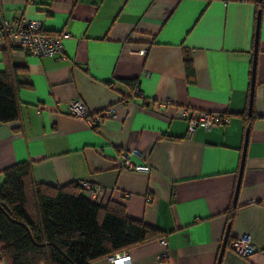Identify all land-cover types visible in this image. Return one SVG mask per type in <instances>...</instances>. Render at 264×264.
Listing matches in <instances>:
<instances>
[{
  "label": "crops",
  "instance_id": "0c3cea01",
  "mask_svg": "<svg viewBox=\"0 0 264 264\" xmlns=\"http://www.w3.org/2000/svg\"><path fill=\"white\" fill-rule=\"evenodd\" d=\"M257 1L0 0V20L38 19L46 31L68 34L63 58L0 44V71L16 67L31 83L17 92L19 117L0 124V172L27 162L35 184L75 182L88 200L121 203L128 217L163 233L121 252L130 260L119 264H216L231 203V241L255 249L243 258L224 248L220 264H264V0L258 17ZM122 80H135L138 94ZM76 100L91 112L113 107L117 117L91 127L68 114ZM189 110L229 122L196 124L190 134ZM245 116L253 118L234 203ZM132 148L150 171L121 167L120 153ZM107 257L91 264H111Z\"/></svg>",
  "mask_w": 264,
  "mask_h": 264
},
{
  "label": "trees",
  "instance_id": "16d2710c",
  "mask_svg": "<svg viewBox=\"0 0 264 264\" xmlns=\"http://www.w3.org/2000/svg\"><path fill=\"white\" fill-rule=\"evenodd\" d=\"M260 6L258 0L257 17ZM183 68L191 82L193 65L186 53ZM121 82L129 87L130 96L138 94L135 80ZM30 87L21 69L0 71V124L19 117L17 92ZM252 118H243L244 128H249ZM0 177V258L4 264H91L163 236L157 228L128 217L121 203L101 205L88 200L75 182L35 184L27 162L1 171ZM235 210L233 203L226 210L229 225ZM230 241L228 235L225 248Z\"/></svg>",
  "mask_w": 264,
  "mask_h": 264
},
{
  "label": "built area",
  "instance_id": "2783aa9c",
  "mask_svg": "<svg viewBox=\"0 0 264 264\" xmlns=\"http://www.w3.org/2000/svg\"><path fill=\"white\" fill-rule=\"evenodd\" d=\"M225 2L228 0H224ZM248 1V0H239ZM66 33H51L45 30L42 21L38 19H26L18 17L13 20H0V44L1 45H16L21 51L31 54L36 57H64L63 40L67 37ZM144 52V50H140ZM135 88V92H137ZM91 111L86 105L80 101H71L68 103V114L72 117L83 119L91 127L98 125L107 119H115L117 114L113 107H105L101 113H90ZM184 118L188 121V132L191 134L194 131L196 124H200L202 128L209 130L215 126L226 124L229 118L221 113H208L194 111L184 112ZM139 156L138 150L135 148L123 151L120 153L119 161L122 168L134 172H148L150 166L133 160ZM84 188L89 189L93 195H100L102 190L100 187H95L90 184H84ZM150 200V197L147 198ZM230 249L240 257L247 258L253 251L254 246L248 241L237 238L230 241ZM164 256V254H163ZM107 259L111 264H119L128 262L130 256L127 253H117L108 256ZM0 264H4L0 258Z\"/></svg>",
  "mask_w": 264,
  "mask_h": 264
},
{
  "label": "water",
  "instance_id": "95a60500",
  "mask_svg": "<svg viewBox=\"0 0 264 264\" xmlns=\"http://www.w3.org/2000/svg\"><path fill=\"white\" fill-rule=\"evenodd\" d=\"M254 61H255V47H254L253 58H252V78H251V84H250L249 105H248V111L249 112H250V108H251V99H252V93H253ZM247 136H248V127L246 128L245 134H244L241 161H240V166H239V170H238L237 181H236V186H235V191H234V196H233V202L234 203L236 201L237 192H238L239 183H240V178H241V173H242V169H243V160H244V156H245V148H246V144H247ZM228 234H229V224H227V226L225 228V231H224V234H223V238H222V241H221V246H220V250H219V253H218V256H217L216 264H220L221 257H222V254L224 252V248H225V244H226V241H227Z\"/></svg>",
  "mask_w": 264,
  "mask_h": 264
}]
</instances>
